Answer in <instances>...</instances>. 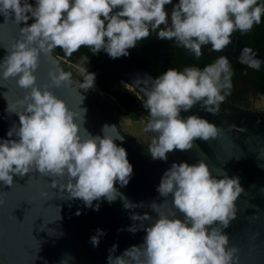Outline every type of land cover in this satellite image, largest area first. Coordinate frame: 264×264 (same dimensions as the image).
I'll use <instances>...</instances> for the list:
<instances>
[{
    "label": "clouds",
    "instance_id": "9594fccd",
    "mask_svg": "<svg viewBox=\"0 0 264 264\" xmlns=\"http://www.w3.org/2000/svg\"><path fill=\"white\" fill-rule=\"evenodd\" d=\"M170 4L172 0H35L33 6L28 0H0V16L26 25L0 60V81L14 79L26 93L12 105L7 101V114H15L19 123L0 140V183L11 187L14 177L38 173L51 181L49 187L61 200H80L93 211H99L94 201L111 204L120 198L134 222L126 231L145 235L142 244L119 256L113 255L117 245H112L107 264H239V250L224 232L236 219V201L244 191L238 178L214 175L203 160L173 163L156 188L163 203L148 206L155 216L136 213L144 204L127 201L115 187L127 186L133 174L126 150L116 143L124 137L111 134L116 126H102L100 135L84 127L83 93L94 89L96 78L87 70L89 58L81 56L75 64L82 80L56 63L47 73L48 83L37 84L41 56L57 48L66 57L87 48L118 59L158 30V39L173 41L199 58L203 46L222 52L233 33L250 32L264 17L259 0H178L168 11ZM30 19L34 22L28 25ZM232 75L229 59L220 56L203 69L168 68L155 79L136 81L143 84L139 92L149 116L143 132L154 134L145 141L153 160L166 162L169 153L189 151L197 139L218 137L221 129L215 124L196 115L182 118L181 112L200 104L218 115L231 94ZM62 87L82 93L75 110L50 91ZM169 197L175 211L166 215L158 209ZM96 233L89 241L93 247L105 235L100 229Z\"/></svg>",
    "mask_w": 264,
    "mask_h": 264
},
{
    "label": "water",
    "instance_id": "95a60500",
    "mask_svg": "<svg viewBox=\"0 0 264 264\" xmlns=\"http://www.w3.org/2000/svg\"><path fill=\"white\" fill-rule=\"evenodd\" d=\"M25 26L23 23L16 26L11 18L5 20L0 16V60L18 38V29ZM221 53L247 69L264 74V54L244 45L234 33L231 43ZM95 55L143 100L139 92L143 84L137 85L136 81L154 79L150 73L125 57L110 59L103 51ZM257 61L261 62L259 68L254 66ZM63 62L53 53L41 56L37 84L48 83L47 73L56 63L64 71L72 72L74 80H82L75 68ZM0 83L3 85L0 87V140H3L8 138L6 133L10 127L19 123L15 114H7V101L12 105L26 93L16 86L14 79ZM50 91L73 110L80 104L82 93L75 88H51ZM83 95L81 107L86 110L84 127L87 131L100 135L102 126H116L111 134L124 137L122 143H116L126 150L133 174L127 186L120 187L117 183L115 187L127 201L144 204V208L134 212L155 216L148 206L153 201L163 203L164 198L156 191L163 173L173 163L192 165L203 160L214 175L225 173L229 178L236 177L244 189L236 201V219L224 230L230 245L239 250V264H264V118L222 104L219 114L214 116L197 104L188 112L182 111L181 117L196 115L206 119L221 129L220 134L207 142L197 139L191 150L173 151L164 162L151 158L145 143L147 138L138 139L121 132L104 102L91 90ZM48 183L51 181L38 173L14 177L11 187L0 183V264H62V261L65 264H107L112 245H117L113 255L119 256L129 247L143 243L142 230L134 234L126 231L134 222L120 198L111 204L103 199L94 201L93 206L98 203L99 211H93L80 200H61L59 195L53 194L57 190H52ZM158 211L166 215L175 211L171 197ZM97 229L105 235L99 237V246L93 247L89 241L97 234Z\"/></svg>",
    "mask_w": 264,
    "mask_h": 264
},
{
    "label": "trees",
    "instance_id": "16d2710c",
    "mask_svg": "<svg viewBox=\"0 0 264 264\" xmlns=\"http://www.w3.org/2000/svg\"><path fill=\"white\" fill-rule=\"evenodd\" d=\"M28 2L34 6L35 0H28ZM259 2L264 3V0H259ZM176 3L178 0H172V4L165 6L166 10L171 11L172 6ZM28 22L31 24L34 21L30 19ZM157 31H153L148 39L139 42L135 48L129 49V55L125 57L138 68L150 73L154 79L168 68L182 71L186 66H196L203 69L218 57L226 56L221 52L211 51V46L208 45L202 47V55L196 58L184 48L177 47L173 41L158 39ZM234 34L244 45L264 54V17H262L261 23L254 26L250 32L241 33L237 31ZM52 53L63 60V64L68 63L70 68H75V64L81 56H87L89 58L86 65L87 70L95 73L96 77L95 89L113 101L115 109L122 114L123 118L135 122L146 114V110L143 108L144 100H140L137 93L131 90L89 49L81 48L71 57H66L59 48L53 50ZM227 58L233 71L232 86L237 80L242 79L245 90L252 95L264 97V74L247 69L230 57ZM242 103L241 95L232 90L224 101L225 105H231L234 108H238Z\"/></svg>",
    "mask_w": 264,
    "mask_h": 264
},
{
    "label": "flooded vegetation",
    "instance_id": "af4514ba",
    "mask_svg": "<svg viewBox=\"0 0 264 264\" xmlns=\"http://www.w3.org/2000/svg\"><path fill=\"white\" fill-rule=\"evenodd\" d=\"M233 85L234 86L232 87V91L238 92L241 95V98L243 99L242 105L238 106V108H234L231 105H225L224 103L222 105L242 113L258 115L264 118V97L258 96L256 94L252 95L247 90H245L242 79L237 80ZM91 91L97 98L104 102L107 109L111 113L115 124L121 132L130 137L138 139H145L153 135V133L146 134L143 132V128L147 120L149 119L147 111L142 118H139L137 121L132 122L129 119L123 118L122 114L115 109V106L113 105V101L111 99L101 94L95 89V87ZM125 122L128 123L125 124Z\"/></svg>",
    "mask_w": 264,
    "mask_h": 264
},
{
    "label": "rangeland",
    "instance_id": "374dc122",
    "mask_svg": "<svg viewBox=\"0 0 264 264\" xmlns=\"http://www.w3.org/2000/svg\"><path fill=\"white\" fill-rule=\"evenodd\" d=\"M128 122H125V124H127Z\"/></svg>",
    "mask_w": 264,
    "mask_h": 264
}]
</instances>
